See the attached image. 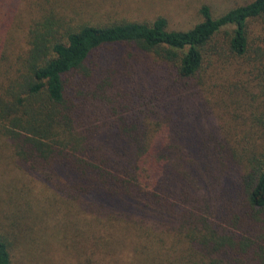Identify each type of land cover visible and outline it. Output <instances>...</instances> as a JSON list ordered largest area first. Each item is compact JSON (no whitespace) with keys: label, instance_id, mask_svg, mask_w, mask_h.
Here are the masks:
<instances>
[{"label":"trees","instance_id":"1","mask_svg":"<svg viewBox=\"0 0 264 264\" xmlns=\"http://www.w3.org/2000/svg\"><path fill=\"white\" fill-rule=\"evenodd\" d=\"M18 1L0 0V162L122 229L128 264H264V0L203 4L185 30L41 10L12 59ZM24 190L1 188L0 264L37 206Z\"/></svg>","mask_w":264,"mask_h":264},{"label":"rangeland","instance_id":"2","mask_svg":"<svg viewBox=\"0 0 264 264\" xmlns=\"http://www.w3.org/2000/svg\"><path fill=\"white\" fill-rule=\"evenodd\" d=\"M245 1L247 0H19L14 12L9 53L12 59L24 53L30 24L42 16L44 11L41 10H47L44 14L52 10L73 27L80 24L102 25L114 21L151 22L156 17L163 16L170 29L185 30L202 20L200 7L203 4L208 5L212 15L216 17ZM252 29L255 33L259 31L264 35V23L261 21H255ZM222 37L223 34L220 33L217 38L223 40ZM112 51L110 49L105 52L111 55ZM209 74L211 77H207L206 81L216 83V91L220 88L223 76L239 78L231 69L216 75ZM254 105L257 106L258 102ZM256 112L261 113L262 108H257ZM260 116L264 119V114ZM224 117L226 118L225 115ZM222 119L227 127L229 120L225 123V119ZM252 127L257 132L263 128L255 121L252 122ZM19 172L12 164L0 162V192L8 182L13 181L18 186L24 184V191L30 189L25 193V200H32L37 205L18 209V214L23 213V227L20 234L15 235L16 238L19 237L18 242L9 245L12 264L127 263L130 247L121 241L125 237L122 229H110L112 226L107 224L106 219H97L92 212L82 209L76 203L61 205L59 200L49 199L44 193L47 191L44 185ZM96 222L100 227H93L92 224ZM1 228L9 229L0 223V231L3 232ZM13 239L14 237L11 241Z\"/></svg>","mask_w":264,"mask_h":264}]
</instances>
